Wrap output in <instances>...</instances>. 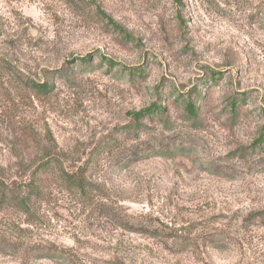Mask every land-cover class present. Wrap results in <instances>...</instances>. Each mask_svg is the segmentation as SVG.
I'll list each match as a JSON object with an SVG mask.
<instances>
[{
  "label": "rangeland",
  "instance_id": "1",
  "mask_svg": "<svg viewBox=\"0 0 264 264\" xmlns=\"http://www.w3.org/2000/svg\"><path fill=\"white\" fill-rule=\"evenodd\" d=\"M43 150L88 200L44 178L0 264H264V0H0V180Z\"/></svg>",
  "mask_w": 264,
  "mask_h": 264
},
{
  "label": "trees",
  "instance_id": "2",
  "mask_svg": "<svg viewBox=\"0 0 264 264\" xmlns=\"http://www.w3.org/2000/svg\"><path fill=\"white\" fill-rule=\"evenodd\" d=\"M105 63L112 65L111 61L104 60ZM90 62L89 57L82 58V63ZM50 89L46 86H37L36 91L39 94H47ZM235 102L231 104V110L235 111ZM187 116L195 117L197 110L192 102H186L184 107ZM165 109L157 107L156 105L151 108L142 110L138 113L132 114L133 122L137 125L136 128L140 126V121L144 118L152 119L155 115L163 114ZM263 141V136L257 139V143ZM57 161L52 156V153L41 151L39 158L30 165L29 178L25 183H5L0 180V214H2V222H0V227L5 230V234L9 236V241L4 242L5 246L9 247V242L14 237L16 230L20 226L16 224V221L7 217L8 212L11 210H16L17 213L23 216H34V207L36 203L44 199L43 188L40 186L42 180L47 176H54L59 182L65 185L66 190L79 192L80 197L84 200H88L89 195L84 185L83 177L81 173L71 171H66L62 168V165H57ZM78 175V176H77ZM6 216V217H4ZM27 225H32L31 221H26ZM4 245V244H3ZM6 250L4 247H0V250Z\"/></svg>",
  "mask_w": 264,
  "mask_h": 264
}]
</instances>
